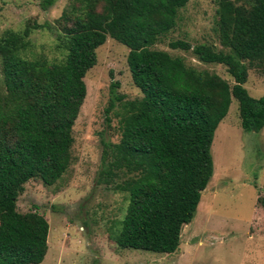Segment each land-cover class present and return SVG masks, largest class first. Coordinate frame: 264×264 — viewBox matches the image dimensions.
Listing matches in <instances>:
<instances>
[{"label":"trees","instance_id":"16d2710c","mask_svg":"<svg viewBox=\"0 0 264 264\" xmlns=\"http://www.w3.org/2000/svg\"><path fill=\"white\" fill-rule=\"evenodd\" d=\"M211 1L221 49L180 39L167 48L222 66L231 84L154 48L188 0H69L53 21L54 59L34 54L28 40L35 30L51 31L48 23L27 20L21 30L0 34V264H40L45 255L46 220L35 210L17 212L15 203L26 182L50 187L69 167L83 78L106 37L127 49L139 92L125 100L113 81L104 109L105 128L115 129L117 139L100 136L96 183L126 199L111 238L119 249L176 250L212 176L210 145L230 100L242 132L264 125V93L253 98L243 87L249 69L264 72V0ZM256 202L264 210V198Z\"/></svg>","mask_w":264,"mask_h":264},{"label":"rangeland","instance_id":"374dc122","mask_svg":"<svg viewBox=\"0 0 264 264\" xmlns=\"http://www.w3.org/2000/svg\"><path fill=\"white\" fill-rule=\"evenodd\" d=\"M41 1L0 0V34L21 30L27 20L48 23L51 31L35 30L28 40L34 54L54 59L53 21L69 0H53L46 10L40 8ZM214 12L211 0H188L174 28L154 48L231 84L222 66L201 64L189 52L167 48V42L180 39L221 49ZM95 53V65L83 78L85 97L72 127L69 167L50 187L29 180L15 203L17 212L35 210L47 222V248L40 264H264V210L256 202L264 198V125L257 133L242 132L234 100L213 133L212 176L200 193L192 220L181 228L176 250L159 255L117 248L111 236L126 199L123 193L96 183L100 136L111 142L117 139L116 130L106 129L104 122L109 84L116 81V92L125 100L139 92L126 67L125 47L106 37ZM243 87L249 96H261L264 72L249 69ZM108 116L115 127V118Z\"/></svg>","mask_w":264,"mask_h":264}]
</instances>
